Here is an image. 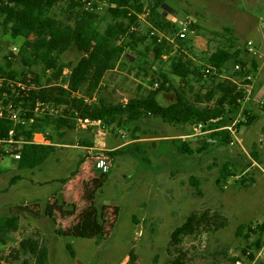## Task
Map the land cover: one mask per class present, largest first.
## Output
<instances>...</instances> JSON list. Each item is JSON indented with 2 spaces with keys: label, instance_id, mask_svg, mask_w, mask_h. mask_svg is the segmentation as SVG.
<instances>
[{
  "label": "rangeland",
  "instance_id": "374dc122",
  "mask_svg": "<svg viewBox=\"0 0 264 264\" xmlns=\"http://www.w3.org/2000/svg\"><path fill=\"white\" fill-rule=\"evenodd\" d=\"M142 1L144 11L138 15L133 29L146 39L137 51L126 50L98 86L85 79L78 91L83 98L89 103L102 97L112 104H125L160 88V75L165 74L168 88L159 92L158 103L169 106L182 91L180 80L170 74V58L182 55L192 71L185 90L192 101L195 93L204 94L221 80L228 84L242 78L235 75L231 61L219 73L221 78L212 75L206 81L198 79L199 72L213 67L208 62L210 54L226 47L241 50L240 57L249 67L252 58L258 63L252 72L249 99L235 114L230 112L232 120L228 124L216 127L210 123L188 139L181 136L192 132L190 126L173 125L154 116L116 129L108 136L115 145H123L117 148L123 152L110 158L106 153L109 151H105L111 167L101 185L93 179L104 175L94 162V156L102 148L97 145L90 150V147L96 146L103 132L95 130L88 142L85 136L74 137V130L88 129L100 120L87 119L91 123L84 129L66 125L54 130L48 125L42 133L45 143L35 142L34 134L33 143H52L54 152L33 170L19 169V159L13 154L0 156V217L18 213L20 218L19 229L11 234V240L0 243V264H33L34 256L19 245L20 240L28 237L47 246L51 264H169L182 254L184 264H264V105L261 104L264 101V0ZM154 7L156 13L152 14ZM106 9L103 5L96 11L101 31L111 20L102 19ZM66 12L65 2L52 8L50 15L64 19ZM183 19L189 23V29L185 38H179L177 26ZM157 22L172 24L161 29ZM156 27L172 45L161 59H156L150 49L154 38L150 32ZM248 42L256 54L246 50ZM22 45V38L13 39L0 27V64L15 47L12 63L20 81L28 75H40L43 69L41 66L28 69L23 65L21 56L25 54L19 52ZM81 56L74 46L61 55L59 61L66 66L65 72ZM156 82L159 87L154 86ZM238 115L249 117V124L240 128L239 139L232 137L228 143L229 128ZM8 136L5 141L11 146L7 147L8 151L13 144L24 142L23 138L14 141L13 129ZM176 139L180 141L174 142ZM71 142L84 148H72L68 146ZM181 142L188 144L192 154L178 150ZM252 152H256V157ZM226 172L230 175H225ZM59 190L64 196L60 197V203L50 206L48 197ZM35 201L40 204L36 205ZM59 204L67 210H74V206L75 214L65 217L56 209L51 216L44 214L47 207L51 210ZM14 206L28 209L18 211ZM87 207L97 209L99 231L103 235L100 241L79 234ZM193 212L217 213L219 227L212 220L200 232L172 245V232ZM67 245L74 251V257ZM132 253L136 256L134 263H131Z\"/></svg>",
  "mask_w": 264,
  "mask_h": 264
},
{
  "label": "trees",
  "instance_id": "16d2710c",
  "mask_svg": "<svg viewBox=\"0 0 264 264\" xmlns=\"http://www.w3.org/2000/svg\"><path fill=\"white\" fill-rule=\"evenodd\" d=\"M98 1L107 6L106 14L102 19L111 18L103 31L98 29L100 16L86 10L83 3L77 0H0V13L2 14L0 27L8 31L13 39H23V45L19 49V52L25 54L21 56L23 65L28 69L35 66L43 68L40 75L35 74L31 79L36 88L30 91L29 97L16 96L13 91L14 82L21 79H17L20 74L13 67L12 59L15 54L10 51V56L4 57L5 61L0 64V93L8 99H15L16 102L24 101L25 107L30 105L32 107L33 103L39 100L61 110L62 115L76 114L83 119L100 120L103 126L105 125L112 131L153 116L173 125L215 121L212 126L219 127L232 120L229 117L230 112L233 111L235 114L241 105L238 101L241 94L235 91L236 85L233 82L228 84L220 82L215 87L206 90L204 94L195 93L193 100H189L185 90L186 87H189L192 71L189 62L182 55L170 58V74L180 80L182 91L177 94L176 101L169 106L158 103L159 92L168 88L165 87L168 81L165 74L160 75L162 79L160 88L148 91L145 95L133 98L125 104H112L102 97L91 103H82L76 94L85 79L89 78L92 86H98L102 77L115 68L114 63L121 59L120 57L126 50L137 51L138 45L146 39L145 36L139 35L133 29L138 15L144 11L142 0ZM65 2L67 3V12L64 19L50 15L52 8ZM97 5L95 4V7ZM155 7L151 10L152 14L156 13ZM168 23L172 24L171 22L164 24L157 22V27L165 29L168 27ZM157 27L155 29L159 30ZM73 46L82 56L71 70L65 72L66 66L59 61V58ZM171 46L167 39L158 43L153 38L150 49L156 59H161L164 54H168ZM147 49L149 50V48ZM240 56L241 50L239 49L231 50V48L219 47L210 54L208 62L216 68L218 73L231 61L242 67V71L235 72V75L245 76L257 69L258 63L254 58L250 60L249 67L248 62ZM8 113L5 111V114L0 116V156L19 153L20 159L17 164L19 169L33 170L39 167L54 152V145L52 143H33V135L45 132L48 125L54 130H60L66 127V124L50 115H43L36 117L31 123L14 125L8 117ZM32 116L31 111H27L23 118L27 119ZM12 129L14 130V141L23 138L24 142L20 145L13 144V148L8 151L7 147L10 149L11 146L5 141ZM175 141L180 140L176 139ZM225 141L227 142V138ZM178 150L182 154H192V150L186 142H181ZM122 152V150L116 149L106 153L110 158H113ZM252 155L256 157V152H252ZM225 175L229 176L230 174L226 172ZM105 177L106 174L95 176L93 180L101 185ZM72 207L75 210L74 206ZM14 208L18 211L28 209L27 206H14ZM55 209L65 217H72L75 214L74 210H67L60 204L57 207H52L51 211L47 207L44 214L51 216ZM219 217L217 213L213 215L207 212L191 213L172 232L171 244L175 245L183 237L200 232L212 224V220L215 221L213 225L218 228L220 223H217L216 220ZM19 226L18 213L0 217V243L7 244L11 240V234L16 232ZM99 227L97 209L87 207L80 223V236L100 241L103 235L99 231ZM248 238V235H245V239L248 240ZM19 245L34 256L33 264H51L49 250L40 240L32 237L23 238ZM255 245L257 248L260 247L259 239ZM67 249L74 257V251L70 245H67ZM183 256L184 254L172 259L169 264H184ZM135 259L136 256L132 253L131 263H134ZM27 264L29 263L27 262Z\"/></svg>",
  "mask_w": 264,
  "mask_h": 264
},
{
  "label": "built area",
  "instance_id": "2783aa9c",
  "mask_svg": "<svg viewBox=\"0 0 264 264\" xmlns=\"http://www.w3.org/2000/svg\"><path fill=\"white\" fill-rule=\"evenodd\" d=\"M77 1L82 2L86 10H89L95 13L97 9L99 8V6L105 5L104 3H99L98 0H77ZM95 4H98L97 7H95ZM1 21H2V14L0 13V22ZM188 24L189 23L185 19H183L182 23L177 26L179 38L186 37V34L189 29ZM150 35H152L157 40L158 43L162 42L163 39H166L156 29H153L150 32ZM245 48L251 54L257 53L255 48L252 46L250 42L246 44ZM16 50L17 49L14 47L10 51L15 53ZM163 57H166V55H163ZM233 71L241 72L242 68L239 64L233 63ZM212 75L215 76L216 78H221V75L216 72L215 68L208 67L206 70L199 72L198 79L206 81ZM32 78L33 77L31 75H28L24 81L14 82L15 88L13 91L15 92L16 96H20L23 98L29 97L30 91L35 90L36 88L32 84V81H31ZM252 78H253L252 73H250L245 76H242V78L238 81L233 80V83L236 85L235 91L241 94V97L238 100L241 105L242 103L244 104L249 99V96L252 91ZM220 82H223V80L219 81L218 83ZM158 85L159 84L157 82L154 84L155 87H158ZM261 104L264 105V101H262ZM24 105H25L24 101L16 102L15 99L13 98L6 99V96L0 93V116H3L5 114V111H8L9 112L8 117L11 120L18 122L20 124L31 123L36 117L43 116V115H50L54 118H57L59 121L65 123L68 126L79 128V129L87 128V126L91 123L89 120L83 119L76 114L68 115V116L59 114V109H56L52 105L39 101V100H36L33 103L32 107L31 105L28 107H25ZM242 108L243 107H241V109ZM27 111H31V113L33 114L31 118H27V119L23 118L25 115V112ZM210 123H215V121H211L209 123L194 122V123L188 124V126H190V130H192L191 136L195 137L196 135H198V131L199 133L202 131L199 129L206 128ZM242 126H248V117L244 115L240 117V115H238L237 119L232 123V127L229 128L228 143L229 141H231L232 137H236L239 139V132ZM11 133L12 132H10V134ZM37 136H40L41 138H44V137L42 133L35 134V142L40 143L39 140H37ZM230 143L232 144V142ZM13 156L15 159H20V155L18 153H14ZM94 162H95L96 169L99 170L101 173L105 174L109 172L110 167H111L110 159L105 154L104 151L99 150L98 153H96V155L94 156Z\"/></svg>",
  "mask_w": 264,
  "mask_h": 264
},
{
  "label": "crops",
  "instance_id": "0c3cea01",
  "mask_svg": "<svg viewBox=\"0 0 264 264\" xmlns=\"http://www.w3.org/2000/svg\"><path fill=\"white\" fill-rule=\"evenodd\" d=\"M77 98L81 101V102H83V103H89L85 98H83L80 94H79V92H77ZM188 124H190V123H188ZM187 124V125H188ZM91 127H93V128H91ZM91 127H89L88 129H84V130H74V137L76 138V137H78V135H81V136H85V142H88L89 141V135L91 136L92 134L91 133H93L95 130H97L98 132H103V137H102V139L100 140V141H98V142H96V146L95 147H90V150H93V149H95L96 147H97V145H98V147L99 148H102V149H99V150H103L104 152L105 151H113V150H116L117 148H119V147H122L123 145H121V146H118V145H115V142H113L114 141V139H112V138H109V136L108 135H112L111 133H115V130L114 131H112V130H110L109 128L107 129L106 127H104L101 123H100V121H95V124H94V126H91ZM190 131V130H189ZM107 132H109V133H107ZM191 132V131H190ZM113 135H115V134H113ZM60 136H62V135H60ZM96 137H97V135H96ZM182 138H184V139H188V138H191V137H193V136H191V133H188V134H186V135H184V136H181ZM87 138V139H86ZM37 140H39V142L40 143H45V142H47L44 138H41L40 136H37ZM98 143V144H97ZM129 143H131V142H129ZM129 143H126V144H129ZM68 146H70V147H72V148H76V147H81V146H79L78 144H74V142H71V144L70 145H68ZM81 148H84V147H81ZM105 149V150H104ZM68 194H69V192H68ZM62 196H64V194H63V192L62 191H60L59 190V193H57V194H54V196H51V197H48V204H50V206L53 204V203H57L58 204V202H59V200H60V197H62ZM50 201H52V202H50ZM35 204H40L38 201H35L34 202ZM60 203V202H59ZM64 205H73V204H64ZM49 206V205H48ZM49 211H51L50 209H48ZM57 211V210H56Z\"/></svg>",
  "mask_w": 264,
  "mask_h": 264
}]
</instances>
